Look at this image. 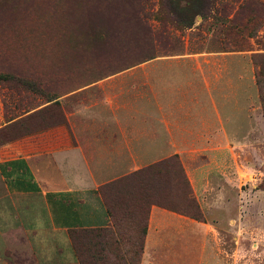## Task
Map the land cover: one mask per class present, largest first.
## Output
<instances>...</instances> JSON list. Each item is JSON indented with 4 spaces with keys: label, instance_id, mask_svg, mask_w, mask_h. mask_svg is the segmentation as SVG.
Instances as JSON below:
<instances>
[{
    "label": "rangeland",
    "instance_id": "374dc122",
    "mask_svg": "<svg viewBox=\"0 0 264 264\" xmlns=\"http://www.w3.org/2000/svg\"><path fill=\"white\" fill-rule=\"evenodd\" d=\"M106 3L117 17L104 16L101 28L95 20L85 29L62 21L64 55L6 45L0 62V146L48 130L61 140L69 125H117L167 148L97 188L113 233L91 238L83 231L100 228H70L77 230L72 246L67 229L68 264H140L151 206L181 228L166 230L171 237L148 264H264V59L257 58L264 55V0H212L189 28L175 24L166 0ZM127 13L139 25L125 23ZM94 34L95 41L84 38ZM166 158L180 166L187 197L177 178L171 191L172 172L122 179ZM149 196L196 219L151 205ZM54 238V264L67 263L60 233ZM36 246L34 260L1 247L0 264H44V247Z\"/></svg>",
    "mask_w": 264,
    "mask_h": 264
},
{
    "label": "crops",
    "instance_id": "0c3cea01",
    "mask_svg": "<svg viewBox=\"0 0 264 264\" xmlns=\"http://www.w3.org/2000/svg\"><path fill=\"white\" fill-rule=\"evenodd\" d=\"M62 130L61 140L48 130L0 146V248L34 260L40 243L44 264H54L55 231L68 264L67 229L109 227L95 193L99 186L132 166L159 160L167 150L162 139L151 145L148 135L134 136L128 126L69 125ZM119 131L126 133L119 136ZM167 214L150 207L140 264L161 253L160 245L172 235L166 230L181 228Z\"/></svg>",
    "mask_w": 264,
    "mask_h": 264
},
{
    "label": "trees",
    "instance_id": "16d2710c",
    "mask_svg": "<svg viewBox=\"0 0 264 264\" xmlns=\"http://www.w3.org/2000/svg\"><path fill=\"white\" fill-rule=\"evenodd\" d=\"M108 1L109 0H0V62H2V51H4L6 45L24 49H28L34 45L53 47L57 49L59 55H64V51L66 50V37L64 31L59 29L62 21L71 19L72 25L76 28L85 29L86 23L93 24L95 20V26L101 28L103 26L102 21L104 16L117 17L112 10L113 7L106 3ZM166 5L170 13L174 15L175 24L183 28H189L193 24V19L196 16L204 18L207 12L209 13L210 8L213 7L212 0H166ZM109 19H111V17ZM122 20L125 23L133 22L139 25V20L134 19V16L128 13L124 15ZM97 35L98 34H94L91 37L86 35L84 38H93L95 41ZM258 57L264 59V55L257 56V58ZM9 78L11 79V77ZM2 80H4V78L0 76V81ZM28 89L31 92L36 91L31 83H29ZM156 169L169 173L172 172L174 174L175 179L171 181V191L177 190L178 181L175 182L177 178L182 183L181 191L183 192V196L187 197L189 195L190 189L187 181L184 179L182 170L171 158L163 159L157 163L136 170L122 179L132 180L134 177L147 175ZM122 179L120 181H123ZM148 199V203L151 205L186 213L192 219H196L195 215L189 214L180 207L181 205L172 200L158 201L151 196H149ZM188 201H190V199H188ZM105 212L109 218H112L110 211L106 207ZM125 215L136 220V216L132 209L125 208ZM76 231L77 230L71 229L67 231L68 239L72 246L73 234H75ZM84 232L86 236L91 238L101 237L102 239H105L113 233L108 227L91 229L83 231V233ZM141 248L142 243H140V251ZM92 260L101 262L103 259L92 256Z\"/></svg>",
    "mask_w": 264,
    "mask_h": 264
}]
</instances>
